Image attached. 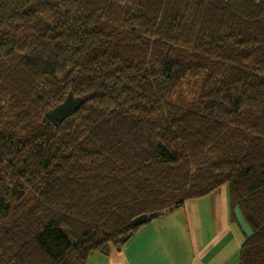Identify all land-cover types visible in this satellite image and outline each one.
<instances>
[{
    "label": "trees",
    "instance_id": "trees-1",
    "mask_svg": "<svg viewBox=\"0 0 264 264\" xmlns=\"http://www.w3.org/2000/svg\"><path fill=\"white\" fill-rule=\"evenodd\" d=\"M224 185L264 264V0H0V264H88Z\"/></svg>",
    "mask_w": 264,
    "mask_h": 264
},
{
    "label": "crops",
    "instance_id": "crops-1",
    "mask_svg": "<svg viewBox=\"0 0 264 264\" xmlns=\"http://www.w3.org/2000/svg\"><path fill=\"white\" fill-rule=\"evenodd\" d=\"M250 234L224 185L143 225L124 246L95 252L88 264H239Z\"/></svg>",
    "mask_w": 264,
    "mask_h": 264
},
{
    "label": "water",
    "instance_id": "water-1",
    "mask_svg": "<svg viewBox=\"0 0 264 264\" xmlns=\"http://www.w3.org/2000/svg\"><path fill=\"white\" fill-rule=\"evenodd\" d=\"M84 99L81 97H74L73 93H69L66 99L53 109L46 112L45 117L53 125H58L63 122L67 117L76 112L83 104ZM153 215H141L132 221L134 226H140L147 222Z\"/></svg>",
    "mask_w": 264,
    "mask_h": 264
},
{
    "label": "rangeland",
    "instance_id": "rangeland-1",
    "mask_svg": "<svg viewBox=\"0 0 264 264\" xmlns=\"http://www.w3.org/2000/svg\"><path fill=\"white\" fill-rule=\"evenodd\" d=\"M190 89H191L190 87L185 86L183 93H184L185 95H188V96H189V95H190V94H189Z\"/></svg>",
    "mask_w": 264,
    "mask_h": 264
}]
</instances>
